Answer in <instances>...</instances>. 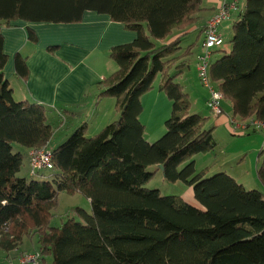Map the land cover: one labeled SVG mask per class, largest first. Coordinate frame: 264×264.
<instances>
[{
	"label": "trees",
	"instance_id": "1",
	"mask_svg": "<svg viewBox=\"0 0 264 264\" xmlns=\"http://www.w3.org/2000/svg\"><path fill=\"white\" fill-rule=\"evenodd\" d=\"M201 4L0 0V249L14 250L34 233L41 262L50 258L46 264H264V193L246 189L226 171L207 176V168L194 165L195 154L215 147L214 126L207 127L208 117L190 111L188 93L176 81L188 67L184 57L195 42L183 49L185 32L170 35L196 22ZM86 11L106 14L137 33L109 49L117 68L98 82V97L113 98L118 117L93 135L80 124L52 147L45 107L16 100L4 77L8 55L1 27L16 20L74 24ZM233 14L230 50L223 49L225 41L212 48L209 76L222 94L221 111L222 100L230 101L234 115L250 119L246 128L264 126V0H244ZM27 39L38 40L32 28ZM14 68L17 76L27 78V59L20 52L14 55ZM157 78L171 113L165 132L148 141L140 120L141 97ZM24 149L28 158L31 149L50 151L53 169L47 176L18 174ZM160 164L165 180L192 187L196 205L147 186ZM257 176L264 185V157ZM60 192L82 194L91 210L77 207L76 216L51 225Z\"/></svg>",
	"mask_w": 264,
	"mask_h": 264
},
{
	"label": "crops",
	"instance_id": "2",
	"mask_svg": "<svg viewBox=\"0 0 264 264\" xmlns=\"http://www.w3.org/2000/svg\"><path fill=\"white\" fill-rule=\"evenodd\" d=\"M223 2L224 0H202L203 10L198 13L197 21L183 29H173L170 37L185 32L182 38L183 49L195 42L191 48V53L184 57L189 64L183 70V76L189 75L192 78V75H198L195 55L199 53L202 47L204 25L222 6ZM231 19L230 22L232 23ZM78 23L80 24L71 26L68 30L59 31L62 35L57 39L52 35V26L48 23L16 20L11 26L1 27L4 37L3 48L8 55V60L3 68L4 77L12 88L16 100L38 102L45 107L46 119L53 130L50 141L52 147L57 146L55 144L63 141L67 134L80 124H85L87 135H93L107 123L117 119L118 112L115 110V100L111 97H98L100 91L98 82L117 68L115 61L109 57V49L119 42H130L136 37L134 31L125 29L120 22L112 21L108 15L103 13L86 11ZM222 23L218 29L223 33L225 41L222 26L226 22ZM102 25L104 26L100 29ZM28 28H32L37 33L38 40L36 43H31L27 39ZM118 34L125 36L122 41L117 39ZM231 37L232 35L228 38V44H225L226 41L224 42L223 49L230 50ZM50 47H54V50H52L53 48L49 49ZM17 52H20L27 59L28 74L26 79H22L15 73L14 55ZM184 71L186 72L184 73ZM158 84V81L155 82L153 89L141 97L143 111L140 114V120L143 119L144 136L148 141L156 139L153 136L155 133L158 135L161 132V125L160 130L153 131L148 135L144 119L145 113L151 110L153 114L154 110H157L163 122L170 111L171 102L159 90ZM190 101V111L198 112V108L193 107L192 97ZM162 124L164 126V122ZM194 157L196 156L194 155ZM47 172L49 173V171L43 170L34 176L44 177L47 176ZM157 172L162 175L161 169L158 168ZM18 174L27 178L32 175L27 149H24V159ZM181 196L196 205L195 201H189L184 195ZM36 249L35 246V249L32 250L35 251ZM11 251L0 249V257L11 258L8 256Z\"/></svg>",
	"mask_w": 264,
	"mask_h": 264
},
{
	"label": "rangeland",
	"instance_id": "3",
	"mask_svg": "<svg viewBox=\"0 0 264 264\" xmlns=\"http://www.w3.org/2000/svg\"><path fill=\"white\" fill-rule=\"evenodd\" d=\"M238 4L239 6H242L244 4V0H239ZM224 22V24L222 23V27L226 39L225 44H228V38L233 33L232 23L230 20H225ZM48 24L52 26L51 33L57 39L62 35L59 31L63 32L64 30H68L71 26H76L80 23ZM103 26L104 25L100 26V29H102ZM124 37L125 36H122L121 34L117 35V39L119 41H122ZM121 43L119 42L118 44ZM202 50L203 47H201L199 55L203 52ZM199 55H195L196 60H198ZM185 72L186 71H184V73ZM192 78L189 75L183 76L182 73L181 78L179 76L176 77V81L183 85L185 89L184 91L189 94L190 98L192 97L193 107L198 108L197 113L208 117L206 126H214L213 137L216 141V145L212 150L205 153L195 154L196 157H194L193 160L196 169L199 170L208 166L206 167L208 169L206 174L207 176L226 171L238 181L242 182L246 189L256 188L264 193V185L257 176V169L259 168L264 157V151H261L264 149L263 126L254 127L250 125L247 128L244 126H237V124L245 125L247 120L250 119H241L238 115H234L232 111V105L230 101L227 100H222V111L218 115H214L207 105H205V102L208 103L210 100V88L207 89L202 85L198 75H192ZM103 79L104 78L102 77L100 80L102 81ZM158 79L159 78H157L155 82H157ZM170 113L171 103L169 114H166L167 116L165 120L170 116ZM144 119L147 126L148 135H150L149 133H153V131L160 130V125L161 132L158 135L155 133L153 137L157 139L165 132V126L162 124L165 120L162 122V118L160 119L157 110H154L153 114L151 110H148L147 113H145ZM158 122H160V124H158ZM16 146L19 145L14 143V150H16ZM29 168L31 171L30 160ZM147 186L158 187L162 194L184 195L189 201H195L191 186L182 181H178L177 183L169 182L165 180L163 175H160L159 172L156 173L155 177L147 184ZM77 207H81L88 212L91 210L89 200L82 194H68L65 192H60L57 196V201L51 210V225L58 226L63 220H66L67 217L75 215L74 211ZM75 218L78 219V217ZM36 239L37 235L34 233L25 236L21 244L18 246V249L8 253V256L11 258L7 259L0 257V264H19L20 258H22L25 253L33 252L34 250L32 249H35V246L38 248L37 241H35ZM48 259L50 260V258L47 257L46 261L42 263L40 258L37 264H46V262L49 263Z\"/></svg>",
	"mask_w": 264,
	"mask_h": 264
},
{
	"label": "built area",
	"instance_id": "4",
	"mask_svg": "<svg viewBox=\"0 0 264 264\" xmlns=\"http://www.w3.org/2000/svg\"><path fill=\"white\" fill-rule=\"evenodd\" d=\"M238 0H224L222 6L217 10L206 23L204 30V40L202 42L203 52L196 60V67L198 68V76L202 85L207 89L210 88L208 106L213 114L217 115L221 112L220 102L222 99L221 92L214 86L209 76V58L211 56L212 48L220 46L224 42L222 32L219 31L218 26L225 20H230L233 13L237 10ZM237 126H244L246 124H237ZM29 160L31 166V174L37 175L40 171H50L53 169L52 155L50 151H43L40 149H31L29 151ZM40 252L35 250L33 252L25 253L19 260V264H37L40 259Z\"/></svg>",
	"mask_w": 264,
	"mask_h": 264
},
{
	"label": "water",
	"instance_id": "5",
	"mask_svg": "<svg viewBox=\"0 0 264 264\" xmlns=\"http://www.w3.org/2000/svg\"><path fill=\"white\" fill-rule=\"evenodd\" d=\"M159 168H160V169H162V168H163V165H162V164H160V165H159Z\"/></svg>",
	"mask_w": 264,
	"mask_h": 264
}]
</instances>
